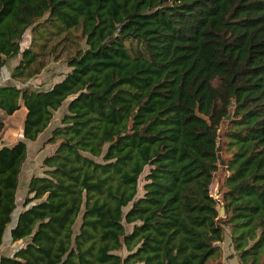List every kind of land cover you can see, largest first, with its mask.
I'll list each match as a JSON object with an SVG mask.
<instances>
[{
  "label": "trees",
  "instance_id": "1",
  "mask_svg": "<svg viewBox=\"0 0 264 264\" xmlns=\"http://www.w3.org/2000/svg\"><path fill=\"white\" fill-rule=\"evenodd\" d=\"M18 54L0 264H225L226 226L239 263L264 264V0H0V69ZM51 56L70 69L29 84ZM66 101L5 253L28 141Z\"/></svg>",
  "mask_w": 264,
  "mask_h": 264
},
{
  "label": "rangeland",
  "instance_id": "2",
  "mask_svg": "<svg viewBox=\"0 0 264 264\" xmlns=\"http://www.w3.org/2000/svg\"><path fill=\"white\" fill-rule=\"evenodd\" d=\"M32 38L31 29H28L27 32L24 34L22 39V47L28 46L30 44ZM74 43H70L69 48L63 49L62 55L66 54L70 50L74 48ZM56 60L53 56L48 60L47 65L38 75L30 78L28 83L41 87L47 88L50 87L55 81L60 80L64 73H66L70 67L67 65L66 57ZM20 60V54L10 58L6 65L0 69V84H20L21 82L18 79L12 78V70L18 64ZM68 101V100H67ZM67 101L61 106L60 109L55 111L54 118L52 120L51 125L48 129H46L45 133H42L40 137L36 141H29L30 149L29 155L24 165V172L21 178V184L18 192V207H23L24 198L27 194V183L26 180L28 179L29 175L35 172H42L41 162L43 157L48 154L49 152L54 150V145L51 143H47L46 139L48 137V132L51 128L61 122L62 115L66 110ZM26 114V108L23 107L19 110L16 114L12 116H8L4 111L0 110V117L5 118L6 126L0 134V145L1 142L12 143L16 138L22 137V129L21 124L24 121V117ZM12 127V128H11ZM21 129V130H20ZM225 171L223 167L218 171L216 179L213 184L214 189H218L220 191V185L223 183ZM142 184V183H141ZM220 195V194H219ZM18 211V208L15 210V216ZM225 238L222 242H220L223 255L222 260L225 264H240L237 256L234 253L233 244L231 240L230 234V227L226 226L225 228ZM4 245L5 248L10 249L11 251L18 248L20 246V242H13L10 236L5 237ZM12 247H9V246ZM124 253L126 250L123 251Z\"/></svg>",
  "mask_w": 264,
  "mask_h": 264
},
{
  "label": "crops",
  "instance_id": "3",
  "mask_svg": "<svg viewBox=\"0 0 264 264\" xmlns=\"http://www.w3.org/2000/svg\"><path fill=\"white\" fill-rule=\"evenodd\" d=\"M48 88V87H47ZM12 128V127H11ZM21 130V129H20ZM19 138H21V137H19ZM19 138H16L14 141H16V140H18ZM13 141V142H14ZM12 142V143H13ZM30 142L28 141V147H29V149H30V144H29ZM3 144H11V143H6V142H1V145H3ZM0 145V146H1ZM29 152V151H28ZM26 163V162H25ZM25 163H24V165H25ZM24 165H23V170H22V172H21V174H20V182H19V187H18V191H17V201H18V192H19V188H20V184H21V178H22V174H23V172H24ZM32 175V174H31ZM31 175H29V177H28V179L26 180V183H27V186H28V182H29V180H30V178H31ZM22 208L23 207H18V211H17V213H16V216H15V214H14V217H13V221L11 222V224L9 225V227H8V229L6 230V233H5V236H4V242H5V237L8 235V236H10L11 237V228L14 226V224L16 223V221H17V218H18V216H19V213H20V211L22 210ZM15 213V212H14ZM11 239H12V237H11ZM6 246L4 245V243H3V246H2V251L3 252H5V253H13V251L15 250H10V249H8V248H5ZM9 247H12L11 245L9 246Z\"/></svg>",
  "mask_w": 264,
  "mask_h": 264
},
{
  "label": "water",
  "instance_id": "4",
  "mask_svg": "<svg viewBox=\"0 0 264 264\" xmlns=\"http://www.w3.org/2000/svg\"><path fill=\"white\" fill-rule=\"evenodd\" d=\"M228 117H230V114H228ZM22 135H24V132L22 130ZM224 162V161H222ZM215 194L217 195L218 194V189H215ZM225 213V209H224V206H222V209H221V214H224Z\"/></svg>",
  "mask_w": 264,
  "mask_h": 264
}]
</instances>
